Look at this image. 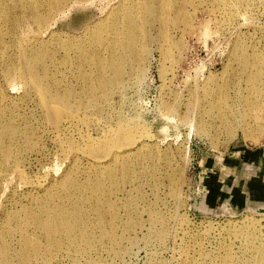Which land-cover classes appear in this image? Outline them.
Segmentation results:
<instances>
[{
  "label": "rangeland",
  "instance_id": "obj_1",
  "mask_svg": "<svg viewBox=\"0 0 264 264\" xmlns=\"http://www.w3.org/2000/svg\"><path fill=\"white\" fill-rule=\"evenodd\" d=\"M1 1L3 3L8 2V4L20 2V0L19 2L18 0ZM34 1L35 0H24V2L26 3H34ZM36 1H38V3L43 2V0ZM44 1L46 2L47 0ZM84 1L63 0V2H65V4L67 5L66 6L64 4L65 9L63 8V10L67 12L68 15L67 17H62L61 19H59L56 18L58 16L57 13L53 18L52 26L50 28V30L58 34V37L55 39V45H59V42L65 39L69 40L70 37H73L72 39H76L77 37L78 41L81 40L84 44H86V46H88L86 47V50L91 52L90 54L92 55L86 63L89 65H85L84 69L82 70L83 72H81L77 67L79 65L80 54H77L75 52L78 48H69L71 56L69 55L68 57L65 56L64 51L59 46L54 49V53L58 55L56 58L61 69L64 71L70 69L69 73L70 75H72V77H69V84H67V87H71L72 90H75V96L77 94L76 99H80L79 101L82 103L83 107L86 106L80 112L82 115L79 117V119L69 120L60 124L55 123L54 116L51 111L44 106L42 108L41 103L37 102L39 101V96L35 91V93H33V90H30V86L28 85L29 83L27 81L22 80L20 83L13 84L12 82L7 81L4 76L5 74L0 71V78L2 77L0 79V91H4L3 93L9 96V98H17V101L15 100V102H18L17 104L20 105V107L23 109H21L22 111H20L22 116L29 118L31 121H33L32 123L34 124H40L42 122L41 124L46 127V130H48L47 135L41 134L39 132L38 134H33L34 136L32 135V137H30L31 139L27 138L30 140L33 139L32 142H28V140L25 141L24 139L21 142L22 145L18 147V149H15L16 153L18 152L17 154H15L16 158L20 153L17 159L19 160V162L22 161V163H19V166H24L21 168H24L23 171L25 173V176L27 177L28 184L26 183V186H23L19 182V177H15L12 182L13 187L11 188H16V192H18V194H21L22 190L24 192L31 189H39L42 184H46L45 182H48L45 179L46 177L48 179H50L51 176L59 178L60 175L66 169H68L70 162L69 158L74 154H76L77 156L79 155V157H81L83 154L81 158L90 162L108 163L112 153L135 151L140 145L145 142L150 145L145 147L142 152H135V154L133 155L134 158H132L133 160H130L131 165L129 167V171H126L125 168L124 170L119 169L120 171H117L115 179L104 180V186L106 187H104L103 199L105 198V202H107L104 203L103 206L104 209L107 210L106 213H108L105 216V225L108 228L109 221L112 218V213L116 212L114 221H116V224L119 225H116L115 231L117 233V236H119L118 240L120 241V246H122L123 244L124 246L127 245L128 241L131 239L130 236H132L133 239L131 240L134 244H129V248H132L129 251L130 253H127L128 255L125 252V254H123L121 258H117V256H114V251L118 249V247H115L117 245H114L113 247L110 246V242L105 238L102 239L103 242L101 243V240H99L100 238H98L99 229H97L95 235L98 242L96 243L95 250H93L96 253L94 252L92 254L93 263L192 264L191 262L187 263V258H185L184 253L185 251L190 252V254L192 253L191 244L196 241L198 237H200L198 239H200V241H203L205 244L209 241H212V243L210 242L211 244L209 243V245L207 243L206 247L208 246L207 248H211L212 246L211 250L219 252L222 250L220 247H223L225 245L227 246L229 244V240L227 241V238L229 236V233L231 232L230 229L232 228V224L234 226L235 222L237 223L241 221L242 223V221H245V219L248 218L245 222L249 223L247 224L244 222L245 224L243 225L253 226V221L256 222L254 224H256L257 226L262 225L261 230L263 235L261 234L260 230V236L263 239H261L259 236L258 244L256 242V239L254 241L248 242L243 237H237V235L235 236V232L233 231V229V232L230 233V238H228L230 239V244L228 246H231V248L234 249L231 250L233 251L235 256H244L246 258V260L241 264H252V260L255 257L253 255H256L258 251L257 248L260 247L261 243V246L264 247V210H259V208H264V189L262 188L263 186H260V184L264 185V174L260 184L259 182L258 184H254V182H251L250 178H253V176L256 177V175H249L251 169H249V165H247V162L243 158L244 152H241L240 154H233V152L238 148V146H240L241 149H254L255 147H264V102H262V108L258 106L259 101H261V97L259 98L260 93L264 89V0H241L242 7L240 6V10L244 15H242L241 12L235 18L230 17V19L227 16L223 15L221 12H217L218 14L215 12L216 14L213 15L214 13L212 11V8L210 7L209 2L207 3V1L204 0H194L195 2H193L192 0V3H195L194 5L197 6V11L194 9L195 12L192 9L194 8L193 5V7L187 6L186 8H184V10H182L181 8H183V6L180 7L178 6V4H173V7L175 6L174 9L172 7L170 13V8L167 11L168 15L166 25L165 23L163 24L165 18L161 17V5L159 2H157L156 5L151 9V11L153 9H157L156 13L154 10L150 12L151 15H154V17H152L153 26L150 28L151 32L150 34L149 32H147L144 35L145 37L143 36L144 39H141L143 45H147L145 46V48H143L145 50H143L140 46V42L136 43L137 46L135 48L137 50H125L123 52V58L120 59L121 62L120 60L117 61L119 63L117 64V71L115 67V64L117 62L115 61L116 63L114 64L111 58V48L107 47L106 49L104 45L106 42L109 44V38L107 37L106 33L112 30V28L117 24L119 17L122 15L120 14L121 11L119 10V8L122 7L121 5L125 4L129 7V5L132 3V0H92L91 2L89 0ZM86 1H89L90 3H87ZM219 2L221 1L217 0L215 1V4H218ZM208 7L209 9L205 10ZM180 9L183 13H185L183 16H189V22L187 21V19L179 17L180 15L178 14L180 13ZM173 11L176 13V15ZM109 12H111V14L108 16V20H103L104 24H102L101 26H96V28L92 31L93 33H88V29L91 26L95 25L99 20L105 18ZM156 15L158 18L155 17ZM191 15L194 17H192ZM113 17L115 18V20H113ZM116 17H118V20H116ZM144 17L146 19V16ZM29 22L31 23V26L33 25L32 28H34L35 30V24L31 22L30 19ZM148 22L150 21L148 20L147 23ZM2 24L3 23L0 24V30L3 29V26H1ZM103 27L104 30L102 29ZM105 28L107 29L105 30ZM165 32L168 34L167 40L163 37ZM100 36L101 39H99ZM95 41H103V44H101L102 47L100 46L99 48V43H94ZM243 41L246 43V47L244 50L240 47V43H242ZM76 45L78 44L76 43ZM168 46H170L169 51L166 50ZM77 47L80 48L82 46L78 45ZM102 52L104 53L102 54ZM169 52L170 54H168ZM95 53L96 55H94ZM126 60L130 63L128 64ZM132 60L134 62H131ZM171 60H173V62ZM93 63H95V65ZM110 64H112V66ZM171 65L173 68L170 67ZM105 66H108V68ZM98 67L100 68V71ZM138 68L142 69V71L137 70ZM114 70L117 73H115ZM20 71L22 72V70ZM20 71L18 72V74H21ZM85 72L89 75H83L86 74ZM120 72L127 74L125 75ZM139 72L143 73L139 74ZM97 76H99V78H97ZM102 77L103 79L101 80ZM84 78L86 83L83 82ZM99 79L101 81H99ZM116 79L117 81H115ZM207 79L210 80L207 81ZM91 81L92 83H90ZM195 81H199L200 83H202V85L207 84L205 85V88L207 90H205V88L204 91L203 89L197 90L195 88V84H193ZM7 82L9 83L8 86ZM103 84L104 86H102ZM17 85L19 86L18 88ZM27 86L29 87V89ZM91 86L93 87V89ZM100 87H102L101 90ZM109 88L111 89L109 90ZM96 89L98 92H95ZM116 89L119 90L117 91ZM28 90H30L31 93L29 92L28 94ZM92 91L94 93H92ZM114 91H117L116 94L114 93ZM90 92L92 93V95L90 94ZM196 92L198 94H196ZM224 94H226L227 97ZM104 95L108 98H106ZM222 99H224L225 101H222ZM197 100L200 101L198 102ZM197 103L199 105H197ZM91 104L92 106H90ZM193 106H196V109ZM239 110L242 111L241 116H237V111ZM163 113H166L167 116ZM83 114L87 116L86 119L89 126L87 124L85 125V116H83ZM96 117L103 120V122L102 120L99 122L101 123V125L104 124L103 128L105 127L106 129L108 127L107 131H110L112 129V132L110 131V134L107 138L108 140L106 141L100 140V137H98L100 135H103V129H97L98 119ZM256 119L260 120L259 125L255 123ZM89 120H91V122ZM38 121L41 122L39 123ZM48 121H50L51 123ZM241 121L245 129L243 128V125H241L242 127L238 126V123ZM252 121H254V123ZM135 124L140 126L138 127ZM59 127L63 129H61L62 133ZM200 129H202V131ZM116 130L117 132L115 133ZM244 130L252 135V138H246ZM88 133H90V135ZM119 135L122 138H118ZM128 138H132L134 139V141L132 139L129 141ZM88 140L89 142H87ZM93 140L97 143V145H95L96 143H94ZM24 142L28 144L26 145ZM107 142L108 144H106ZM118 142L120 143L118 144ZM139 142L141 143L139 144ZM125 143L129 147H127V145H125L124 147L123 145ZM130 145L132 146L130 147ZM87 146L90 148H88ZM66 148L68 150H66ZM136 153L139 155H137ZM151 153L153 155L150 156ZM96 154L98 155V158ZM20 155H22V157ZM235 157L242 159V161H240L239 167L236 169V172L233 170V166H228L227 161L228 159H233ZM57 160H59L60 162ZM58 164L59 170L55 172V166H58ZM12 169V167L7 166L6 168H4L3 172L11 173ZM128 172L129 174H127ZM137 173L139 176L137 175ZM153 173L155 174L153 175ZM2 181L3 180L1 179L0 192ZM18 183L20 185H18ZM138 188L140 189V191ZM9 192H11V190ZM128 192L130 193V195ZM109 193H112V196ZM140 193L143 194L141 195ZM86 197L87 198H85V201L88 202H85L86 208L93 209L95 199L88 196ZM112 199L114 203L112 202ZM111 205L113 206V208H111ZM135 205L138 207H135ZM135 210H137L138 212H135ZM129 211L133 212L131 213ZM153 212H155L156 214ZM154 214L156 216H159V221H156L154 219L156 217ZM163 216L164 218H166V220L162 218ZM180 216L184 217L187 221L183 225L178 224V218L176 217L180 218ZM118 218L120 219L117 220ZM162 219L163 224H166L164 225L165 231L168 229L166 231L168 233L166 234L168 238L165 235L163 238L164 241L162 239H159V237L157 236V232H154L156 229L157 231H159L160 229H164L163 226H160L162 224H160V221ZM150 221L155 224H152ZM140 223L142 224V226ZM133 224L135 225L136 230ZM122 225H124L125 228ZM208 226H211V228H208ZM228 228L230 232L227 231ZM126 229L128 230V232ZM152 229L155 230L153 231ZM149 232L154 233L155 235H151V233ZM135 234L137 235V238ZM232 237H237L236 239L239 240L236 241V239H233ZM149 238L153 240H150ZM224 239L226 240V242L224 241ZM231 241L234 245L231 244ZM217 242L218 244L221 243L219 244L220 250L218 248ZM249 244H252L251 248ZM255 247L256 249H254ZM254 252L256 254H253ZM62 263L69 264L68 259L64 258L59 264ZM81 264L86 263L82 262Z\"/></svg>",
  "mask_w": 264,
  "mask_h": 264
},
{
  "label": "bare ground",
  "instance_id": "obj_2",
  "mask_svg": "<svg viewBox=\"0 0 264 264\" xmlns=\"http://www.w3.org/2000/svg\"><path fill=\"white\" fill-rule=\"evenodd\" d=\"M1 1V0H0ZM15 1V0H14ZM17 1V0H16ZM27 1V0H26ZM42 1V0H41ZM79 1V0H78ZM84 1V0H82ZM90 2L92 0H89ZM89 1H86L87 3ZM209 2L210 7L212 8L213 15H215L217 12H221L223 15L227 16L229 19L230 17L235 18L239 15L242 11L240 10L241 0H220L218 4H215V1L217 0H204ZM243 1V0H242ZM2 2V1H1ZM0 2V24L3 23L1 26H3L0 30V71L3 72L5 75V78L7 81L12 82L13 84L20 83L22 80L27 81L28 85L30 86V90H33V93H37L39 96V101L41 103V107L43 106L51 111V113L54 116L55 123L60 124L67 122L69 120L73 119H79V117L82 115L80 112L86 107H83L82 103L76 99L75 96V90H72L71 87H67V84H69V77L70 75V69L62 70L59 66V62L57 60V56L54 52V49H56L58 46L62 48L64 51L65 56L70 55L69 48L72 47L78 48L75 52L77 54H80L79 59V65L77 66L79 68V71L83 72L87 61L92 56L89 52L86 50V44L83 43V41L79 40L76 37V39H72L68 37L69 40H63L59 42L58 44L55 43V39L58 37V34L54 31L50 30L53 22V18L58 13V16L56 18L61 19L62 17H67V12L63 10L65 7L63 0H47L46 2L43 0V2L38 3V1H34V3H26L24 0H18L19 3L12 2L13 4L7 3H1ZM29 2V1H28ZM85 2V1H84ZM89 2V3H90ZM132 3L128 6L121 5L122 7L119 8L121 11L120 14H122L119 17H116L118 20L117 24L114 26L111 31H108L107 37L109 38V44L106 42L104 45L107 49L111 48V58L113 63L115 64L117 61H119L121 58H123V52L126 50H133L136 49L137 42H140V46L145 48L147 45H143V42L141 39H144V35L149 32L150 34V28L153 26L152 17L154 15H151L150 12L153 10L156 13L157 9H151L153 6L156 5L157 2L160 3V7L162 9V16L164 17L163 24L166 25L167 20V11L170 10L173 7V4L182 7V10L186 8L187 6L191 7L194 6V9L197 11V6H195V3H192V0H132ZM193 2H195L193 0ZM252 2V1H251ZM206 3V4H207ZM66 5V4H65ZM73 5V4H72ZM158 5V4H157ZM67 6V5H66ZM120 6V5H119ZM192 6V7H193ZM244 6V5H243ZM69 7V6H68ZM175 7V6H174ZM173 7V9H174ZM260 7V6H259ZM117 8V9H118ZM157 8V7H156ZM245 8V7H243ZM65 9V8H64ZM68 9V8H67ZM180 9V13L178 11L179 17H183L187 19L189 22L190 18H188L186 15L183 16L185 13L182 12ZM191 9V8H190ZM209 7L205 10H208ZM150 10V11H149ZM176 10V9H175ZM245 10V9H244ZM67 11V10H66ZM114 11V10H113ZM119 11V12H120ZM192 11V10H191ZM211 11V10H210ZM247 11V10H246ZM112 12V11H111ZM109 12L105 18L99 20L95 25L91 26L88 29V33H93L92 31L96 28V26H101L104 24L103 20H108V16L111 14ZM115 12V11H114ZM174 12V11H173ZM195 12V11H194ZM216 12V13H215ZM245 12V11H244ZM116 13V12H115ZM175 13V12H174ZM210 13V12H209ZM118 14V13H117ZM154 14V13H153ZM159 14V13H158ZM187 14V13H186ZM190 14V13H189ZM194 14V13H193ZM211 14V13H210ZM218 14V13H217ZM220 14V13H219ZM115 15V14H114ZM161 15V14H160ZM159 15V16H160ZM176 15V13H175ZM211 15V16H213ZM242 15L243 12H242ZM116 16V15H115ZM114 16V17H115ZM149 20L150 22L147 23ZM192 16V15H191ZM113 17V18H114ZM157 17V15L155 16ZM187 17V18H186ZM194 17V16H192ZM191 17V18H192ZM221 17V16H220ZM55 18V20H56ZM158 18V17H157ZM156 18V19H157ZM182 18V19H183ZM29 19L31 22H33L36 26V29L32 28L31 23L29 22ZM154 19V18H153ZM160 19V18H159ZM171 19V18H170ZM175 19V18H174ZM184 19V20H185ZM228 19V20H229ZM115 20V18L113 19ZM112 20V21H113ZM183 20V21H184ZM58 21V20H57ZM111 21V22H112ZM161 21V20H159ZM185 21V22H187ZM230 21V20H229ZM107 22V21H106ZM115 22V21H114ZM55 23V22H54ZM251 23V22H250ZM245 24V23H244ZM107 25V24H105ZM243 25V24H242ZM111 26V25H110ZM149 27V30H148ZM99 28V27H98ZM101 28V27H100ZM104 30V27L102 28ZM107 28H105L106 30ZM110 29V28H109ZM99 30V29H98ZM106 32V31H105ZM87 33V35H88ZM100 33V32H99ZM60 35V34H59ZM63 35V34H62ZM93 35V34H92ZM101 35V34H100ZM144 36V37H143ZM151 36V35H149ZM67 37V36H66ZM99 37V36H98ZM166 40L168 37V34L165 32L163 36ZM61 38V37H60ZM90 38V36H89ZM105 38V37H104ZM151 38V37H150ZM149 38V39H150ZM59 39V38H58ZM95 39V38H94ZM97 39V38H96ZM101 39V36L100 38ZM76 40V41H74ZM84 40V39H83ZM98 40V39H97ZM105 40V39H104ZM103 40V41H104ZM240 40V39H239ZM58 41V40H57ZM93 41V40H92ZM102 41V42H103ZM146 41V40H145ZM102 42L95 41L94 43H99V48ZM239 42V41H238ZM81 45L82 47H77L78 45ZM146 43V42H145ZM166 43V42H165ZM252 43V42H251ZM92 44V42H91ZM147 44V43H146ZM169 44V43H168ZM238 45V44H237ZM102 47V46H101ZM172 47V45H171ZM241 49H245L246 43L243 41L240 43ZM75 48V49H76ZM93 48V47H92ZM147 48V47H146ZM141 49V48H140ZM74 50V49H73ZM92 50V49H91ZM98 50V49H97ZM137 50V49H136ZM139 50V49H138ZM145 50V49H143ZM167 51L170 50V46L166 48ZM175 50V49H174ZM107 51V50H106ZM172 51V50H171ZM105 52V51H104ZM102 52V54L104 53ZM129 52V51H128ZM133 52V51H132ZM74 53V51H73ZM126 53V52H125ZM145 53V52H144ZM147 53V52H146ZM172 53V52H171ZM133 54V53H132ZM136 54V53H135ZM138 54V51H137ZM148 54V53H147ZM163 54V53H162ZM170 54V52L168 53ZM96 55V53L94 54ZM107 55V54H106ZM127 55V54H125ZM164 55V54H163ZM71 56V55H70ZM105 56V55H104ZM135 56V55H134ZM165 56V55H164ZM170 56V55H169ZM99 57V56H98ZM128 57V56H127ZM130 57V55H129ZM143 57V56H142ZM167 57V55H166ZM95 58V57H94ZM126 58V57H125ZM139 58V56H138ZM169 58V57H168ZM109 59V57H108ZM135 59V58H134ZM144 59V58H143ZM65 60V59H64ZM68 60V59H67ZM95 60V59H93ZM92 60V61H93ZM106 60V58H105ZM131 60V59H129ZM142 60V59H141ZM91 61V60H90ZM111 61V62H112ZM116 61V62H115ZM125 61V60H122ZM127 61V60H126ZM173 62V60H171ZM170 61V62H171ZM95 62V61H94ZM103 62V61H102ZM109 62V61H108ZM110 62V63H111ZM121 62V60H120ZM128 64L130 63L127 61ZM131 62H134L133 60ZM64 63V62H63ZM89 63V62H88ZM97 63V62H96ZM100 63V62H99ZM105 63V62H104ZM124 63V62H123ZM95 65V63H93ZM113 64V65H114ZM117 64H115L116 71H117ZM138 64V63H137ZM143 64V63H142ZM104 65V64H103ZM102 65V66H103ZM109 65V64H108ZM112 66V64H110ZM121 65V64H120ZM139 65V64H138ZM95 67V66H94ZM100 67V66H99ZM98 67V68H99ZM104 67V66H103ZM108 68V66H105ZM172 67V65L170 66ZM97 68V69H98ZM106 68V69H107ZM123 68V66H122ZM143 68V67H142ZM173 68V67H172ZM66 69V68H65ZM92 69V68H91ZM104 69V68H103ZM102 69V70H103ZM105 69V70H106ZM111 69V68H110ZM114 69V67H113ZM22 70V72L20 71ZM112 70V69H111ZM110 70V71H111ZM137 70H141L138 68ZM21 72V74H18V72ZM78 71V73H79ZM90 71V69H89ZM97 71V70H95ZM100 71V68H99ZM104 71V70H103ZM113 71V70H112ZM115 70L114 72L117 73ZM171 71V68H170ZM73 72V71H72ZM80 72V73H81ZM93 72V70H92ZM105 72V71H104ZM126 72V70H125ZM86 73V72H85ZM119 73V72H118ZM123 73V72H120ZM141 72H139L140 74ZM143 73V72H142ZM141 73V74H142ZM173 73V72H172ZM171 73V74H172ZM74 74V73H72ZM103 74V73H102ZM105 74V73H104ZM127 74V73H123ZM167 74V73H166ZM83 75H89L88 73ZM98 75V74H97ZM108 75V74H107ZM111 75V74H110ZM115 75V74H114ZM104 76V75H103ZM121 76V75H120ZM94 77V76H93ZM113 77V76H112ZM111 77V78H112ZM116 77V76H115ZM114 77V78H115ZM118 77V75H117ZM116 77V78H117ZM2 78V77H1ZM0 78V79H1ZM4 78V77H3ZM99 78V76H97ZM105 78V77H104ZM107 78V77H106ZM123 78V77H122ZM140 78V77H139ZM103 77L101 78V80ZM108 79V78H107ZM121 79V78H120ZM131 79V78H130ZM4 80V79H3ZM2 80V81H3ZM98 80V79H97ZM99 79V81H101ZM109 80V79H108ZM119 80V79H118ZM123 80V79H122ZM137 80V79H136ZM210 79H207L209 81ZM5 81V80H4ZM95 81V80H94ZM106 81V80H105ZM113 81V80H112ZM117 81V79L115 80ZM114 81V82H115ZM85 82V78L83 80ZM113 82V83H114ZM119 82V81H118ZM141 82V81H140ZM167 82V81H165ZM26 83V82H25ZM86 83V82H85ZM88 83V82H87ZM92 83V81L90 82ZM103 83V82H102ZM121 83V82H120ZM134 83V82H133ZM172 83V82H171ZM7 82V86H8ZM26 84V85H27ZM84 84V83H83ZM89 84V83H88ZM100 84V83H98ZM105 84V83H104ZM104 84L102 86H104ZM112 84V83H111ZM125 84V83H124ZM193 84H195V88L197 90H201L206 87L205 85H202L199 81H195ZM24 85V84H23ZM25 85V86H26ZM91 85V84H90ZM126 85V84H125ZM5 86V85H4ZM24 86V87H25ZM71 86V85H70ZM93 86V85H92ZM91 86V87H92ZM111 86V85H110ZM121 86V85H120ZM166 86V85H165ZM13 87V85H12ZM16 87V86H15ZM19 86L17 85V88ZM28 87V86H27ZM94 87V86H93ZM92 87V89H93ZM116 87V85H115ZM22 88V87H21ZM20 88V89H21ZM102 87H100L101 90ZM193 88V87H192ZM11 89V87H10ZM29 89V87H28ZM88 89V88H87ZM86 89V90H87ZM91 89V88H90ZM91 89V90H92ZM106 89V88H104ZM103 89V90H104ZM111 88H109L110 90ZM115 89V88H114ZM120 89V88H119ZM119 89H116L117 91ZM124 89V88H122ZM121 89V90H122ZM139 89V88H138ZM4 90V89H3ZM15 90V88H14ZM17 90V89H16ZM19 90V89H18ZM28 90V94L30 92ZM85 90V89H84ZM99 90V91H100ZM113 90V89H112ZM193 90V89H192ZM205 90H207L205 88ZM13 91V89H12ZM35 91V92H34ZM88 91V90H87ZM97 89L95 90V92ZM106 91V90H105ZM116 91V92H117ZM222 91V90H221ZM4 91H0V180L2 179L1 183V192H0V264H59L64 258L68 259L69 264H81L82 262H85L86 264H95L92 260V254L95 252V246L98 242L95 232L97 229H99V240H101V243L103 242L102 239H108L110 242V246L117 245L115 247H118L114 251L115 257L121 258L123 254L130 253L129 251L131 248H129V244L133 243L131 239L128 241L127 245L120 246V241L118 240L117 233L115 231L116 228V221H114L115 213H112V218L109 221L108 228L106 227V221L105 216L108 214L106 213L107 210L104 209V203L105 198L103 199V191H104V180L109 179L113 180L115 179V176L117 174V171L119 169L125 168L126 171L130 170L131 161L135 152H142L145 147L149 146L148 143H143L140 145L135 151H128V152H114L112 153L110 160L108 163H98V162H90L87 160L82 159L74 154L72 157L69 158V167L66 169L59 178L52 177L48 179L45 178L46 184H40L41 187L36 190H29L24 191L22 190V193L19 195L18 192H16V188L12 189L13 187L12 182L15 177H19V182L26 186L27 183V177L24 173V168L19 166V160L16 158V150L18 147H20L22 144L21 142L25 139V141L28 140V142H32L30 140L32 135L38 134L39 132L41 134H46L47 131L46 127L40 124H34L32 123L29 118H26L21 115L20 111L23 109L18 105L17 98L12 99L9 98V96L5 95L3 93ZM26 92V91H25ZM98 92V91H97ZM103 92V91H101ZM107 92V91H106ZM105 92V93H106ZM110 92V91H109ZM114 91V93L116 94ZM31 93V92H30ZM82 93V92H81ZM92 93H94L92 91ZM90 92V94L92 95ZM112 93V94H114ZM172 93V92H171ZM201 93V92H200ZM204 93V92H203ZM223 93V92H222ZM225 93V92H224ZM24 94V92H23ZM192 94V93H191ZM196 94H198L196 92ZM208 94V93H206ZM31 95V94H30ZM103 95V94H102ZM214 95V94H213ZM226 95V94H224ZM29 96V95H28ZM83 96V95H82ZM94 96V95H93ZM92 96V97H93ZM105 96V95H104ZM111 96V95H110ZM115 96V95H113ZM194 96V95H193ZM198 96V95H197ZM22 97V96H21ZM89 97V96H88ZM91 97V96H90ZM102 97V96H101ZM108 98L107 96H105ZM227 97V95H226ZM257 97V96H256ZM261 97V98H260ZM19 98V97H18ZM82 98V97H81ZM87 98V97H86ZM94 98V97H93ZM104 98V97H103ZM222 98V97H221ZM259 98L261 101H259L258 106L262 108V102H264V89L261 91ZM25 99V98H24ZM23 99V101H24ZM95 99V98H94ZM198 99V98H197ZM200 99V98H199ZM37 100V98H36ZM224 99H222L223 101ZM19 101V100H18ZM77 101V102H76ZM90 101V99H89ZM93 101V100H92ZM108 101V99H107ZM188 101V100H187ZM198 101V100H197ZM196 101V102H197ZM200 101V100H199ZM198 101V102H199ZM202 101V100H201ZM225 101V100H224ZM228 101V100H227ZM27 102V101H26ZM30 102V101H29ZM36 102V103H37ZM96 102V100H95ZM163 102V101H162ZM189 102V101H188ZM240 102V101H239ZM23 103V102H22ZM89 103V102H88ZM91 103V102H90ZM94 103V102H93ZM109 103V102H108ZM107 103V104H108ZM113 103V102H112ZM175 103V102H174ZM178 103V102H177ZM236 103V102H235ZM241 103V102H240ZM102 104V103H101ZM162 104V103H161ZM168 104V103H167ZM186 104V103H185ZM190 104V103H189ZM188 104V105H189ZM239 104V103H238ZM25 105V104H24ZM23 105V106H24ZM89 105V104H88ZM87 105V106H88ZM97 105V104H96ZM115 105V104H114ZM139 105V104H138ZM165 105V104H164ZM191 105V104H190ZM197 105H199L197 103ZM92 106V104L90 105ZM107 106V105H106ZM110 106V105H109ZM35 107V106H34ZM33 107V108H34ZM168 107V106H167ZM189 107V106H187ZM194 107V106H193ZM196 107V106H195ZM194 107V108H195ZM223 107V106H222ZM226 107V106H225ZM25 108V107H24ZM90 108V107H88ZM96 108V107H95ZM112 108V107H111ZM192 108V107H191ZM22 109V110H21ZM26 109V108H25ZM29 109V108H27ZM93 109V108H92ZM97 109V108H96ZM196 109V108H195ZM198 109V106H197ZM42 110V109H41ZM40 110V111H41ZM89 110V109H88ZM87 110V111H88ZM167 110V109H166ZM172 110V109H171ZM170 110V111H171ZM200 110V109H199ZM194 111V110H193ZM191 111V112H193ZM30 112V111H29ZM94 112V111H93ZM105 112V111H104ZM178 112V111H177ZM190 112V111H188ZM25 113V112H24ZM28 113V112H27ZM26 113V115H27ZM35 113V112H34ZM37 113V112H36ZM43 113V112H41ZM48 113V112H47ZM117 113V112H116ZM121 113V112H120ZM176 113V112H175ZM225 113V112H224ZM235 113V112H234ZM166 115V113H163ZM162 114V115H163ZM190 114V113H189ZM41 115V114H40ZM124 115V114H123ZM231 115V114H230ZM242 115V111H237V116ZM31 116V115H30ZM29 116V117H30ZM34 116V114H33ZM32 116V118H33ZM38 116V114H37ZM52 116V117H53ZM85 119V125L87 124L86 115L83 114ZM94 116V115H93ZM121 116V115H120ZM119 116V117H120ZM167 116V115H166ZM169 116V115H168ZM171 116V115H170ZM173 116V115H172ZM232 116V115H231ZM28 117V116H27ZM40 117V116H39ZM38 117V118H39ZM42 117V116H41ZM108 117V116H107ZM122 117V116H121ZM31 118V119H32ZM90 118V117H89ZM97 123V129L102 130L103 129V135L98 136L100 137V140H108V135L110 134V131H107V128H103V125L99 123L102 119H99ZM112 118V117H111ZM174 118V117H173ZM82 119V120H84ZM123 119V118H122ZM139 119V118H138ZM168 119V118H167ZM42 120V119H41ZM52 120V119H51ZM95 120V119H94ZM128 120V119H127ZM165 120V119H164ZM91 122V120H89ZM114 121V120H113ZM230 121V120H229ZM21 122V123H19ZM46 122V121H45ZM50 122V121H48ZM103 122V120H102ZM109 122V121H108ZM137 122V120H136ZM232 122V121H231ZM230 122V123H231ZM254 123V121H252ZM51 123V122H50ZM74 123V122H73ZM76 123V121H75ZM79 123V122H78ZM121 123V121H120ZM125 123V122H124ZM123 123V124H124ZM167 123V122H166ZM235 123V122H234ZM242 121L238 123V126L243 125ZM257 125L260 124V120L256 119L255 122ZM71 124V122H70ZM83 124V123H82ZM129 124V123H127ZM134 124V123H133ZM144 124V123H143ZM48 125V124H47ZM74 125V124H72ZM88 125V124H87ZM107 125V124H106ZM131 125V123H130ZM137 125V124H135ZM134 125V126H135ZM234 125V124H233ZM59 126V125H58ZM63 126V125H62ZM89 126V125H88ZM138 127L140 125H137ZM165 126V125H163ZM167 126V125H166ZM237 126V127H238ZM57 127V126H56ZM61 127V126H60ZM59 127V128H60ZM65 127V126H64ZM63 127V128H64ZM86 127V126H85ZM93 127V126H92ZM120 127V126H119ZM124 127V126H123ZM122 127V128H123ZM142 127V125H141ZM242 127V126H241ZM50 128V127H48ZM66 128V127H65ZM75 128V127H74ZM90 128V127H89ZM131 128V127H129ZM133 128V127H132ZM166 128V127H165ZM243 128L245 129L244 125ZM56 129V128H55ZM62 128H60L61 130ZM51 130V129H50ZM63 130V129H62ZM61 130V133H62ZM70 130V128H69ZM87 130V129H86ZM85 130V131H86ZM92 130V129H91ZM135 130V129H134ZM133 130V131H134ZM202 131V129H200ZM205 130V129H204ZM54 131V130H53ZM126 131V130H125ZM131 131V130H130ZM132 131V132H133ZM264 131V130H263ZM64 132V131H63ZM69 132V131H68ZM112 132V131H111ZM117 130L115 131V133ZM121 132V131H120ZM124 132V130H123ZM129 132V131H128ZM138 132V131H137ZM136 132V134H137ZM51 133V131H50ZM130 133V132H129ZM90 135V133H88ZM135 134V133H132ZM244 134L246 138H252V135L247 133L244 130ZM33 135V136H34ZM53 135V134H52ZM59 135V134H58ZM87 135V134H86ZM118 135V134H117ZM123 135V134H122ZM129 135V134H127ZM126 135V136H127ZM113 136V135H112ZM115 136V135H114ZM131 136V135H130ZM129 136V137H130ZM43 137V136H42ZM56 137V136H55ZM91 137V136H90ZM135 137V136H134ZM30 138V139H27ZM34 138V137H33ZM53 138V136H52ZM68 138V137H67ZM113 138V137H112ZM111 138V139H112ZM118 138H122L119 137ZM126 138V137H125ZM57 139V138H56ZM64 139V138H63ZM69 139V138H68ZM87 139V138H86ZM91 139V138H90ZM97 139V138H96ZM129 139V138H128ZM132 139V138H131ZM129 139V141L131 140ZM115 140V139H114ZM134 141V139H132ZM140 140V139H139ZM36 141V140H35ZM59 141V139H58ZM61 141V140H60ZM86 141V140H85ZM94 141V140H93ZM98 141V140H97ZM111 141V140H110ZM118 141V140H116ZM123 141V140H122ZM121 141V142H122ZM142 141V140H141ZM56 142V141H55ZM63 142V141H62ZM89 142V140L87 141ZM99 142V141H98ZM112 142V141H111ZM128 142V141H127ZM26 145L28 143L24 142ZM23 143V144H24ZM37 143V142H36ZM92 143V142H90ZM94 143H96L94 141ZM120 142H118L119 144ZM124 143V142H123ZM131 143V142H130ZM141 142H139L140 144ZM30 144V143H29ZM33 144V143H31ZM60 144V143H59ZM87 144V143H86ZM108 144V142L106 143ZM110 144V143H109ZM113 144V143H112ZM34 145V144H33ZM32 145V147H33ZM64 145V144H63ZM68 145V144H67ZM91 145V144H90ZM97 145V143L95 144ZM105 145V144H104ZM103 145V146H104ZM114 145V144H113ZM127 145L126 143L123 145L125 147ZM24 146V145H23ZM29 146V145H28ZM36 146V145H34ZM38 146V145H37ZM86 146V145H85ZM118 146V145H117ZM132 145H130L131 147ZM39 147V146H38ZM64 147V146H63ZM62 147V148H63ZM84 147V146H83ZM88 147V146H87ZM92 147V146H91ZM106 147V146H105ZM127 147H129L127 145ZM157 147V146H156ZM30 148V147H29ZM90 148V147H88ZM94 148V146H93ZM98 148V147H97ZM108 148V147H107ZM151 148V147H150ZM155 148V147H154ZM28 149V148H27ZM71 149V147H70ZM114 149V148H113ZM130 149V148H129ZM132 149V148H131ZM159 149V148H157ZM156 149V150H157ZM15 150V151H14ZM42 150V149H41ZM66 150H68L66 148ZM65 150V151H66ZM75 150V149H74ZM90 150V149H89ZM94 150V149H93ZM97 150V149H96ZM102 150V149H101ZM107 150V149H106ZM111 150V149H110ZM121 150V149H120ZM119 150V151H120ZM126 150V149H124ZM134 150V149H133ZM149 150V149H148ZM62 151V150H61ZM76 151V150H75ZM88 151V150H87ZM98 151V150H97ZM104 151V150H103ZM22 152V151H20ZM72 152V151H71ZM83 152V151H82ZM90 152V151H89ZM92 152V151H91ZM109 152V151H108ZM106 152V153H108ZM159 152V151H158ZM70 153V152H69ZM78 153V150H77ZM84 153V152H83ZM104 153V152H102ZM145 153V151H144ZM65 154V153H64ZM71 154V153H70ZM94 154V152H93ZM137 154V153H136ZM23 155V154H22ZM22 155H20L22 157ZM106 155V154H105ZM104 155V156H105ZM139 155V154H137ZM141 155V153H140ZM153 155L152 153L150 156ZM159 155V154H157ZM66 156V155H65ZM89 156V155H88ZM97 158L98 155L96 154ZM107 156V155H106ZM109 156V155H108ZM26 157V156H25ZM29 157V156H28ZM27 157V158H28ZM59 157V156H58ZM85 157V156H84ZM144 157V156H143ZM157 157V156H156ZM160 157V156H159ZM109 158V157H108ZM24 159V158H23ZM66 159V158H64ZM101 159V156H100ZM106 159V158H105ZM138 159V158H137ZM154 159V158H153ZM22 160V159H20ZM26 160V159H25ZM60 160V159H59ZM57 160V161H59ZM95 160V159H94ZM93 160V161H94ZM107 160V159H106ZM146 160V159H144ZM151 160V159H150ZM142 161V160H140ZM148 161V160H147ZM60 162V161H59ZM142 163V162H141ZM146 163V162H145ZM150 163V162H149ZM148 163V164H149ZM56 164V163H55ZM62 164V163H61ZM143 164V163H142ZM156 164V163H155ZM154 164V165H155ZM169 164V163H168ZM21 165V164H20ZM57 165V164H56ZM141 165V164H140ZM170 165V164H169ZM7 166L12 167L11 173H5L4 168ZM142 166V165H141ZM147 166V165H146ZM159 166V164H158ZM138 167V166H137ZM151 167V166H150ZM148 167V168H150ZM147 168V169H148ZM156 168V167H155ZM160 168V167H159ZM133 169V168H132ZM146 169V170H147ZM49 170V169H48ZM59 170V164L58 166H55V172ZM122 170V171H123ZM28 171V170H27ZM120 171V170H119ZM143 171V170H142ZM149 171V170H148ZM47 172V171H46ZM124 172V171H123ZM136 172V171H135ZM138 172V171H137ZM151 172V171H150ZM153 172V171H152ZM156 172V171H155ZM126 173V172H125ZM124 173V174H125ZM146 173V172H145ZM48 174V173H47ZM59 174V173H58ZM120 174V173H119ZM122 174V175H124ZM129 174V172L127 173ZM135 174V173H134ZM147 174V173H146ZM155 173H153L154 175ZM161 174V173H160ZM138 175V173H137ZM143 175V174H142ZM141 175V176H142ZM148 175V174H147ZM47 176V175H46ZM50 176V175H49ZM129 176V175H128ZM136 176V175H135ZM139 176V175H138ZM40 177V176H39ZM43 177V176H42ZM132 177V176H131ZM151 177V176H150ZM118 178V177H117ZM154 178V177H153ZM157 178V177H155ZM172 178V177H169ZM39 179V178H38ZM42 179V178H41ZM123 179V178H122ZM133 179V178H132ZM136 179V178H135ZM151 179V178H150ZM30 180V178H29ZM117 180V179H116ZM171 180V179H170ZM45 181V180H44ZM123 181V180H122ZM126 181V179H125ZM31 182V181H30ZM112 182V181H111ZM110 183V182H109ZM121 183V182H120ZM126 183V182H125ZM129 183V182H128ZM139 183V182H138ZM141 183V182H140ZM145 183V182H144ZM148 183V182H147ZM28 184V183H27ZM111 184V183H110ZM109 184V185H110ZM116 184V181H115ZM124 184V183H123ZM133 184V183H132ZM143 184V183H142ZM155 184V183H154ZM15 185V184H14ZM18 185H20L18 183ZM21 185V186H22ZM30 185V184H29ZM112 185V184H111ZM20 186V187H21ZM114 186V185H113ZM125 186V185H123ZM130 186V185H129ZM136 186V185H135ZM134 186V187H135ZM15 187V186H14ZM32 187V186H31ZM115 187V186H114ZM113 187V188H114ZM119 187V186H118ZM155 187V186H154ZM159 187V186H158ZM141 188V187H140ZM160 188V187H159ZM176 188V187H174ZM173 188V189H174ZM21 189V188H19ZM89 189V192H88ZM124 189V188H123ZM133 189V188H132ZM136 189V188H135ZM139 189V188H138ZM142 189V188H141ZM156 189V188H155ZM11 190V192H9ZM144 190V189H143ZM118 191V190H117ZM125 191V190H124ZM135 191V190H134ZM140 191V189H139ZM138 191V192H139ZM172 191V190H171ZM178 191V189H177ZM8 192V193H7ZM133 192V191H130ZM136 192V191H135ZM137 192V193H138ZM88 193V194H86ZM122 193V192H121ZM129 193V192H128ZM174 193V192H173ZM172 193V194H173ZM110 194V193H109ZM112 194V193H111ZM110 194V195H111ZM141 195L143 193H140ZM130 195V193H129ZM136 195V194H135ZM86 196L95 199L94 207L93 209H88L85 206V198ZM112 196V195H111ZM110 196V197H111ZM133 196V195H132ZM125 197V196H124ZM175 197V196H174ZM129 198V197H128ZM140 198V197H139ZM118 199V198H117ZM126 199V198H125ZM143 199V198H142ZM92 200V199H91ZM115 200V199H114ZM131 200V199H130ZM129 200V201H130ZM134 200V199H133ZM136 200V199H135ZM89 201V200H88ZM109 201V200H108ZM110 202V201H109ZM113 202V199H112ZM117 202V201H116ZM115 202V203H116ZM121 202V198H120ZM88 203V202H86ZM114 203V202H113ZM112 203V204H113ZM135 203V202H133ZM90 204V203H89ZM110 204V203H109ZM137 204V202H136ZM107 205V204H106ZM119 205V204H118ZM122 205V204H121ZM125 205V204H124ZM127 205V204H126ZM139 205V204H138ZM112 206V205H111ZM110 207V206H109ZM108 207V210H109ZM120 207V206H119ZM135 207H138L135 205ZM106 208V207H105ZM113 208V206L111 207ZM110 208V209H111ZM125 208V207H124ZM128 208V207H127ZM126 208V210H127ZM132 208V207H131ZM134 208V207H133ZM150 208V207H149ZM155 208V206H154ZM92 210V211H90ZM133 210V209H132ZM259 210H264V208H259ZM137 210H135L136 212ZM144 211V210H142ZM153 211V210H152ZM157 211V210H156ZM131 212V211H129ZM133 212V211H132ZM131 212V213H132ZM138 212V211H137ZM152 213V212H151ZM155 213V212H153ZM163 213V212H162ZM110 214V213H109ZM124 214V213H123ZM148 214V213H147ZM156 214V213H155ZM154 214V215H155ZM125 215V214H124ZM130 215V214H129ZM149 215V214H148ZM153 215V214H152ZM161 215V214H159ZM166 215V214H165ZM111 216V215H110ZM120 216V215H119ZM133 216V215H132ZM156 216V215H155ZM108 217V216H107ZM151 217V216H150ZM149 217V218H150ZM161 217V216H160ZM166 217V216H165ZM121 218V217H120ZM118 218L117 220H119ZM152 218V217H151ZM164 218V216L162 217ZM170 218V217H169ZM178 218V224L183 225L185 222L184 217H176ZM127 219V218H126ZM132 219V218H131ZM156 221H159V216H156L154 218ZM166 220V218H164ZM248 219V218H247ZM245 219V221H247ZM116 220V219H115ZM140 220V219H139ZM175 220V219H174ZM258 220V219H257ZM123 221V219H122ZM132 221V220H131ZM153 221V219H152ZM163 219L160 221V226H163L164 229H160L157 231V229L154 232H157V236L159 239L164 238L166 234H168L165 231L166 224H163ZM241 221L235 222L234 226L232 224V228L228 232L232 233L235 232V236L237 237H243L246 241L251 242L255 239L257 240L260 236V230L261 226H257L255 221H253V226L249 225H243L247 222ZM249 221V220H248ZM251 221V219H250ZM126 222V221H125ZM134 222V221H133ZM151 222V221H150ZM245 222V223H244ZM260 222V221H259ZM123 223V222H122ZM127 223V222H126ZM125 223V225H126ZM132 223V222H131ZM136 223V222H135ZM134 223V224H135ZM142 223V222H141ZM140 223V224H141ZM152 223V222H151ZM169 223V221H168ZM167 223V224H168ZM249 223V222H248ZM247 223V224H248ZM133 224V225H134ZM155 224V223H152ZM230 224V223H229ZM252 224V223H251ZM119 225V224H118ZM117 225V226H118ZM136 225V224H135ZM134 225V227H135ZM150 225V224H149ZM124 226V225H122ZM140 226V225H139ZM138 226V227H139ZM142 226V224H141ZM152 226V225H151ZM133 227V226H132ZM167 227V226H166ZM181 227V226H180ZM183 227V226H182ZM211 228V226H208V228ZM125 228V226H124ZM152 228V227H151ZM158 228V227H157ZM133 229V228H132ZM143 229V228H142ZM146 229V228H145ZM176 229V228H175ZM234 229V230H233ZM264 229V228H263ZM118 230V229H117ZM122 230V229H121ZM127 230V229H126ZM136 230V227H135ZM151 230V231H152ZM171 230V229H170ZM233 230V231H232ZM120 231V230H119ZM118 232V231H117ZM128 232V230H127ZM135 232V231H134ZM133 232V233H134ZM226 232V233H228ZM151 233V232H149ZM229 233V236H230ZM124 234V233H123ZM148 234V233H147ZM154 233H151V235ZM181 234V233H180ZM225 234V233H224ZM262 234V230H261ZM136 235V234H135ZM149 235V236H151ZM155 235V234H154ZM184 235V234H183ZM223 235V234H222ZM228 235V234H227ZM263 235V234H262ZM124 236V235H123ZM167 236V235H166ZM228 236V238H230ZM233 236V235H232ZM234 236V237H235ZM144 237V235H143ZM212 237V236H211ZM236 237V238H237ZM258 237V238H257ZM263 237V236H262ZM124 238V237H123ZM135 238V237H134ZM137 238V235H136ZM139 238V237H138ZM168 238V236H167ZM200 238V237H198ZM197 238V239H198ZM202 238V237H201ZM227 238V237H225ZM227 238V241L230 239ZM233 238V237H232ZM233 238V239H236ZM261 238V236H260ZM141 239V238H140ZM150 239V238H149ZM156 239V238H155ZM194 241L191 244L192 253L186 252L185 250V258H187V263L191 262L192 264H241L243 261L246 260L244 256H235L233 251L231 249V246L228 245L220 247L222 250L219 252L211 250V248H207L206 244L212 241L207 242L206 244L203 241H200L198 239ZM206 239V238H205ZM204 239V240H205ZM222 239V238H221ZM263 239V238H261ZM153 240V239H150ZM149 240V241H150ZM183 240V239H182ZM239 239H236V241ZM142 241V240H141ZM147 241V239H146ZM148 241V242H149ZM164 241V240H163ZM222 241V240H221ZM226 242V240L224 239ZM264 241V240H263ZM262 241V242H263ZM124 242V241H123ZM146 242V243H148ZM234 242V241H233ZM243 242V241H242ZM261 242V241H260ZM140 243V242H139ZM145 243V244H146ZM210 243V244H211ZM246 243V242H245ZM122 244V243H121ZM134 244V243H133ZM138 244V243H137ZM188 244V243H187ZM218 244V242H217ZM221 244V243H219ZM218 244V248L219 245ZM225 244V243H224ZM232 244V241H231ZM240 244V243H239ZM260 244V243H259ZM150 245V244H149ZM185 245V243H184ZM216 245V244H215ZM234 245V244H232ZM241 245V244H240ZM250 248L252 244H249ZM262 245V243H261ZM257 248V254L254 252L253 255L255 256L254 259L252 257V264H264V247L261 246ZM264 245V244H263ZM108 246V245H107ZM131 246V245H130ZM183 246V245H182ZM215 247V246H214ZM234 247V246H233ZM237 247V246H236ZM240 247V246H239ZM247 247V246H246ZM256 247L254 249H256ZM101 248V246H100ZM108 248V247H106ZM151 248V247H150ZM219 248V250H220ZM98 249V246H97ZM113 249V248H112ZM189 249V248H188ZM215 249V248H214ZM237 249V248H236ZM240 249V248H239ZM100 250V249H99ZM218 250V249H216ZM234 250V249H233ZM247 250V249H246ZM253 250V247H252ZM240 251V250H239ZM245 251V249H244ZM248 251V250H247ZM256 251V250H255ZM111 252V251H110ZM243 252V251H242ZM241 252V253H242ZM96 253V252H95ZM240 253V252H239ZM237 254V252H236ZM128 255V254H127ZM126 255V257H127ZM131 255V254H130ZM249 255V254H248ZM252 255V254H251ZM246 256V255H245ZM124 257V256H123ZM244 257V258H243ZM124 259V258H123ZM183 260V259H182ZM248 260V258H247ZM250 260V259H249ZM251 261V260H250ZM100 262V260H99ZM185 262V261H184ZM159 263V262H158ZM63 264V263H62ZM156 264V263H155ZM244 264V263H243ZM250 264V263H249Z\"/></svg>",
  "mask_w": 264,
  "mask_h": 264
},
{
  "label": "crops",
  "instance_id": "obj_3",
  "mask_svg": "<svg viewBox=\"0 0 264 264\" xmlns=\"http://www.w3.org/2000/svg\"><path fill=\"white\" fill-rule=\"evenodd\" d=\"M241 152H244L243 158L247 162V165H249V169H251L249 175H256V177H251L250 181L254 182V184H258V182L260 184L264 174V172H262L264 171V147H255L254 149H241V147L238 146V148L233 152V154H240ZM227 161L228 166H233V170L236 172V169L239 167L240 161H242V159L235 157L233 159H228ZM260 186H263L262 188L264 189V185L260 184Z\"/></svg>",
  "mask_w": 264,
  "mask_h": 264
},
{
  "label": "built area",
  "instance_id": "obj_4",
  "mask_svg": "<svg viewBox=\"0 0 264 264\" xmlns=\"http://www.w3.org/2000/svg\"><path fill=\"white\" fill-rule=\"evenodd\" d=\"M263 116H264V112H263Z\"/></svg>",
  "mask_w": 264,
  "mask_h": 264
}]
</instances>
